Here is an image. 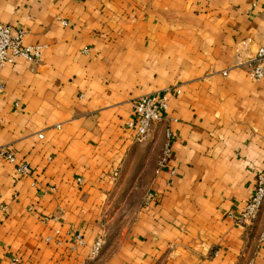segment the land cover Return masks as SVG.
<instances>
[{
  "label": "crops",
  "instance_id": "obj_1",
  "mask_svg": "<svg viewBox=\"0 0 264 264\" xmlns=\"http://www.w3.org/2000/svg\"><path fill=\"white\" fill-rule=\"evenodd\" d=\"M0 21L44 45L0 65V147L31 167L0 154V264H264V203L237 218L264 171V77L236 50L264 44V0H0ZM166 87L135 141V100Z\"/></svg>",
  "mask_w": 264,
  "mask_h": 264
},
{
  "label": "built area",
  "instance_id": "obj_2",
  "mask_svg": "<svg viewBox=\"0 0 264 264\" xmlns=\"http://www.w3.org/2000/svg\"><path fill=\"white\" fill-rule=\"evenodd\" d=\"M65 23L66 21L63 20ZM26 29L14 27L8 23L0 21V65L13 62L19 56L24 57L28 61L38 63L42 54L43 44L25 43L24 36ZM236 50L244 55L243 65L248 69L250 77L261 79L264 77V44H259L251 48L248 39H244L237 43ZM227 73V71H224ZM180 89H178L179 91ZM171 87L146 93L138 97L134 102L135 116L129 122L134 127V140L141 142L148 138L150 131L155 123L161 122L167 114L169 107V93ZM167 140L163 146L161 156L158 160V170L165 166L167 160L172 153L173 131L170 127L166 129ZM40 137L44 134L40 133ZM0 154L9 161L15 163V171L24 175L30 172L31 167L26 161L18 160L12 150L0 147ZM117 173V172H115ZM148 197L152 198L153 193L149 192ZM264 203V171L260 172L256 178V182L250 195L246 201L244 208L237 214L239 221L243 223L253 222L259 215ZM78 240H82V234H77ZM260 240H264V228L260 233ZM106 242V235H99L91 248L90 254L95 257L100 254L102 247ZM20 257L14 255L10 258L8 264H18Z\"/></svg>",
  "mask_w": 264,
  "mask_h": 264
},
{
  "label": "rangeland",
  "instance_id": "obj_3",
  "mask_svg": "<svg viewBox=\"0 0 264 264\" xmlns=\"http://www.w3.org/2000/svg\"><path fill=\"white\" fill-rule=\"evenodd\" d=\"M141 182V181H140ZM143 187H142V184L141 183H138L137 185H136V187H135V189L131 192V194L129 195V198H128V200H127V202H126V204H125V206H124V208L122 207V210H121V212H120V214L123 212H126L125 211V209H127V207H130V206H132V204L134 203V202H136L137 200H139V199H141L142 197H143V194L142 193H145L146 191H143V189H142ZM124 191H122V193H123ZM126 193L124 192V194H123V196H122V199H120V202H122V200L124 199V195H125ZM124 210V211H123ZM119 227V225H118V221H115L114 223H113V225H112V228L111 229H113V231H115L117 228Z\"/></svg>",
  "mask_w": 264,
  "mask_h": 264
}]
</instances>
